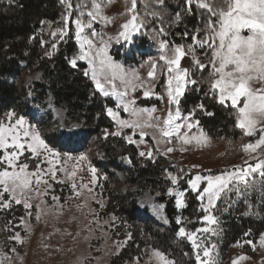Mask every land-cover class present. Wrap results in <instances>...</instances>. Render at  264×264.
Segmentation results:
<instances>
[{
  "label": "trees",
  "instance_id": "16d2710c",
  "mask_svg": "<svg viewBox=\"0 0 264 264\" xmlns=\"http://www.w3.org/2000/svg\"><path fill=\"white\" fill-rule=\"evenodd\" d=\"M68 2L73 6L71 9L68 8ZM220 2L217 0V4ZM105 4L106 0L102 5ZM92 8V0H0V119L9 111L30 115L32 100L51 95L56 106L67 109V120L83 126L89 139L94 141V146L111 163L115 164L120 157L129 159L132 164L131 178L137 184V190L111 192L107 196V210L117 217L113 237L125 240L124 247L112 257L111 264H135L141 261L146 246L163 252L173 264H196L190 242L177 235L180 227L197 229L202 225L204 216L202 202L197 198L198 192L188 188V174L182 165L174 164L167 157L157 153L152 157L140 156L137 147L127 143L124 137L111 135L114 124L106 109L114 107V102L103 98L90 75L84 74L88 69L87 64L78 60L77 66L73 67L69 62L78 54L73 20L81 18L86 21ZM137 12L144 24V33L136 40V47L141 51L160 40H166L170 46L184 45L187 48L193 45L192 37L197 33L199 39L204 38L210 18V13L194 0L190 6L187 0H163V3L137 0ZM130 15L124 13L122 21L125 22ZM64 17H68L67 21ZM65 24L67 35L63 39H60L59 34H51L57 28L65 27ZM53 44L56 45L55 49ZM194 49V56L200 58L201 63L208 64L211 51L197 45H194ZM133 51L131 49V53ZM115 57L124 59L125 63L129 59L134 63L147 59L145 52L138 59L120 53L115 54ZM192 57L193 53L185 56L181 66L190 69L191 78L197 83L188 86L179 101L180 109L185 114L196 110L194 119L199 121V126L212 140L209 150L213 158L218 155L215 151L217 141L235 144L241 150L252 137L237 126V110L230 103L220 104L209 90L211 68H198L192 62ZM36 72L42 73L41 81L27 86L26 77ZM200 104L204 105L203 110L197 107ZM56 149L61 150V147L56 146ZM230 152L228 149V158L235 155ZM169 173L181 177L177 184L185 192V206L181 210L176 206L175 196L168 191L175 187ZM144 190H150L156 201L165 204L168 226L146 217L143 214L146 211L138 212V197ZM245 211V204H240L226 214L216 212V242L223 254L235 247L250 253L248 241L255 244L264 232V205L259 208V217L245 216ZM0 219V237H3L8 220Z\"/></svg>",
  "mask_w": 264,
  "mask_h": 264
},
{
  "label": "snow or ice",
  "instance_id": "6c2138e0",
  "mask_svg": "<svg viewBox=\"0 0 264 264\" xmlns=\"http://www.w3.org/2000/svg\"><path fill=\"white\" fill-rule=\"evenodd\" d=\"M105 0H92L93 11L88 12L90 17L85 25L81 18L75 20L76 39L80 41V54L72 58L69 62L73 67L77 66L78 60H86L88 69L84 74H90L95 88L105 97L112 95L120 98V104L124 112L130 114V119H123L118 111L113 108H107V114L119 126V129L131 128L133 134L139 132L140 141L137 142L132 136L126 137L129 143L144 144L145 137L151 135L156 141L157 151L159 144L163 141L166 145H171L173 140L180 145V151H187L189 145L203 146L208 142V137L202 130L199 134H192L194 127L199 128V121L194 120L195 109L183 117L184 123L178 122L181 118L179 108V98L184 95L189 85H195L196 80L191 78L190 69L181 66V60L189 53H193L194 64L202 69L208 70L209 73V90L212 91L222 105L229 101L231 106L237 110V126L245 131L248 136H253L259 132V139L256 142L243 145L244 151L256 153L261 146H264V0H221L217 4V0H199L198 6L206 9L210 13L207 23V30L203 39H199V33L192 37L193 45H175L171 48L166 40L159 41V47L163 50L160 60L165 62V71L167 73V95L169 108L166 116H156L155 108L137 109L135 98L129 97V90L135 91L137 88H144L143 95L145 97L154 93L145 88V82L141 80L136 70H125L123 65L115 62L107 53L108 41L103 34L97 33L95 30L91 32L93 38L99 37L97 43L93 38L83 36L85 27L92 29V24L97 18L111 22L110 18L104 14L102 3ZM110 3V0H106ZM163 3V0H157ZM189 6L192 0H187ZM73 6L68 2V8ZM77 7H80L77 5ZM130 18L122 25V31L118 33L119 38L128 40L131 38L132 32H138L143 28L142 20H139L137 12V0H130V7L127 8ZM155 15V13H152ZM83 16V13H81ZM214 18V19H213ZM68 17H64L67 21ZM179 19V14H177ZM163 32V29L160 30ZM245 31L247 34L245 35ZM53 36L59 34L60 39L67 35L66 24L63 28H57L51 33ZM187 35V33H185ZM111 39V38H109ZM87 45V48H85ZM194 45H198L201 49L207 47L211 51V58L208 64L201 63L200 58L194 56ZM55 49L56 45H52ZM51 55V53H48ZM151 70L148 72L149 78H155L157 62L149 60ZM119 81V84L117 83ZM258 85V86H257ZM109 89L111 91H109ZM172 105H175V112L172 111ZM203 110L204 105L197 106ZM212 115V113H208ZM148 129L153 130L149 133ZM118 130L111 135H120ZM108 133L105 131V136ZM176 149L168 146L165 148V154L172 153ZM25 153L29 155L26 156ZM140 156H153L152 148L147 152L141 151ZM29 158L38 161L30 168ZM255 162L248 163L243 161V166H233L232 171H226L218 176H203L197 173L193 179L188 180V184L193 191L198 192V199L207 200L206 204H201V208L207 214L202 217L209 225L218 223L217 218L212 214L216 207V202L221 194L226 190H230L231 186H238L240 183L248 185L249 178L258 173L264 177V155L259 157H251ZM68 159H72L69 157ZM78 162L87 161V156L81 154L75 158ZM60 153L56 152L46 143V138L42 135L40 129L28 123L23 115L17 116L15 111H9L4 119H0V209H9L12 204H22L26 210L33 207L36 209L35 218L40 220L42 216L47 215L53 208L59 214L63 205L59 203V196H51L54 202L51 207L46 203V197H49L52 189L51 181L63 183L57 180L58 171H66L64 168L57 169L59 164ZM46 165V167H42ZM192 167H199L193 165ZM88 170L91 173V179L88 182L77 183L75 180L71 183L72 195L79 198L86 190L91 194L90 199L96 200L94 188L97 185V170L89 164ZM210 171V170H209ZM77 175V169L74 167L69 178ZM171 183L177 185L181 177L169 173ZM206 181V186L201 189V182ZM169 193L173 189L169 188ZM7 195V199L5 196ZM177 206H184V192H179ZM35 202V203H34ZM67 202V201H66ZM97 203H100L98 200ZM85 205H78L83 207ZM100 207L104 205L101 203ZM94 211V210H92ZM29 216L32 212L27 213ZM115 216L112 220H116ZM179 223V219L177 221ZM21 223L25 224L26 230H30L24 218ZM212 233L218 235V232L211 227H204L192 232L186 231L184 227L179 228L178 235L187 237L195 250V259L197 264H216L214 259V250L216 245L211 247L199 242L198 233ZM247 235V233H246ZM19 242H23L19 233L11 237ZM249 244L253 242L248 241ZM260 244L264 246V234L260 236ZM47 247V245H44ZM255 247V245H253ZM15 251V249H13ZM159 264H173L166 255L155 250L153 253ZM247 259L246 256H239L232 260V264H239L241 260Z\"/></svg>",
  "mask_w": 264,
  "mask_h": 264
},
{
  "label": "rangeland",
  "instance_id": "374dc122",
  "mask_svg": "<svg viewBox=\"0 0 264 264\" xmlns=\"http://www.w3.org/2000/svg\"><path fill=\"white\" fill-rule=\"evenodd\" d=\"M194 1L199 4V0ZM102 7L104 8V14L110 18L111 22H105L97 18L92 24V29L85 27L82 35L88 38H93L91 36L93 30L97 33L103 34L104 39L108 41V55L111 56L115 62L123 65L125 70H136L140 75L141 80L145 82V88L154 93L153 95L145 97L143 95L144 88H137L134 92L129 90V97L125 99L135 98L136 103L133 107L137 109L155 108L156 112L154 115L166 116L169 108V98L166 85L167 73L165 71V62L160 60L163 50L159 47V42L154 45L150 44L143 51H141L142 49L137 48L136 40L144 33L142 28L138 32H132L130 39L125 40L121 37L119 38V42H117L116 38L118 37V33L122 31L121 25L124 23L121 16L126 13L127 8L130 7V0H110V3L106 2ZM90 11H93V8ZM89 19L90 17L88 16L87 20L83 21V23L86 25ZM75 20H73V32L75 41L78 45V56L81 49L80 41L76 39ZM244 34L246 35L247 32L245 31ZM93 39L97 43L99 42V37ZM168 46L171 48L175 45L170 46L168 44ZM85 48H87V45H85ZM131 49H134L132 53ZM144 52L147 59L135 63L132 62V59H129L130 61L125 63L124 59H117L115 57V54L117 55V53H120L121 55L126 54L138 59L139 55ZM150 59L157 62L155 78H149L147 75L151 70L149 64ZM79 61L84 62L89 67L86 60ZM41 78L42 73L36 72L33 75L26 77L25 84L27 86L31 84L33 85L40 82ZM117 83L119 84V81H117ZM109 91L111 90L109 89ZM100 94L109 102H114V107L109 108L118 111L121 118L130 119L129 113L124 112L122 107H117L120 104V98L112 95L105 97L102 93ZM33 97L34 95L31 97V100ZM181 98L182 96L179 98V101ZM228 103H230V101ZM171 107L172 111L175 112V105H172ZM180 112L181 118L178 122L184 123L183 117L188 116V114L183 113L181 109ZM6 114L2 119L6 117ZM16 114L17 116L23 115L30 125L40 129L42 135L46 138V143H48L56 152L60 153L61 162L57 164L56 167L57 169L64 168L66 171H58L57 180H62L63 183L50 180L52 189L49 197H46L45 199L47 205L51 207L54 203L51 196H59V203L63 205V207L59 211V214H57V211L53 208L47 215L42 216L40 220L35 218V207L26 210L22 204L17 205L13 203L12 207L9 209H0V218L8 220L5 222L6 230L3 231L4 236L0 237V264H111L112 257L121 251L124 247L125 240H119L113 237L112 231L117 219L112 220V217L115 215L107 210L109 201L107 196L111 192L126 193L135 192L137 190V184L134 183L131 178V162L127 157H120L115 164L111 163L109 159L99 151L100 149L94 146V141L89 139L83 126L78 125L74 121L70 122L67 120V109L61 106H56L51 95L42 97V99L37 101L32 100L29 110L30 115H24V112ZM108 117L114 124L113 133L120 130L121 134L118 136L124 137L127 143H129L126 139L128 136H132L137 142L140 141L138 131L133 134V129L131 128L119 129V126L112 117L109 115ZM200 130L206 134L200 126L199 128L194 127L192 129V134H199ZM148 131L151 133L153 130L148 129ZM251 137L252 140L245 143V145L249 143L254 144L256 140L259 139V132ZM144 139L146 143L139 144V146L137 143H132L137 147L139 153L141 151L147 152L149 148H152L153 156L155 153L161 154L173 161L174 164L182 165L190 179H193L197 173L203 176L222 175L226 171H232L233 166L242 167L243 161L245 160H247L248 163H254L255 161L251 157L264 155V146H261L256 153H250L244 151L243 148L240 150L235 144L217 141V148L215 151L218 155L213 158V154L209 150L212 143V140H210L209 137L208 142L203 146H196L194 144L186 146L188 149L187 151H180V145L175 140H173L171 145H166L162 141L158 146L159 151H157L156 141L151 138V135L146 136ZM56 146H60L61 150L56 149ZM168 146L174 147L176 150L172 153L165 154V148ZM228 149L235 154L232 158H228ZM81 154L87 156V161L78 162L75 159ZM25 155L28 156L29 154L25 153ZM69 157L72 159H68ZM28 162L31 168L38 161L29 158ZM89 164L97 170L98 179L97 185L94 188L96 200L90 199L91 194L86 190L79 198H75L72 195L71 183L73 180L80 183L81 178L83 182L90 181L91 173L88 170ZM193 165H198L199 167H192ZM42 167H46V165H42ZM74 167L77 169V175L74 178H69L68 173H70ZM187 185L191 190L189 184ZM174 186L175 187L172 188L173 191L170 194L174 195L177 201V199L180 198L178 194L181 190L177 185ZM205 186L206 181H202L200 190ZM146 196H149L150 201L153 200L155 213L159 215L162 211L161 207H164L165 210V204L156 201L155 195L150 190H144L142 191V195L138 197V212L142 213L146 211L143 214L150 218V211L147 208L143 209L139 206V199L145 198ZM184 196L183 200L185 206ZM5 198L7 199V195ZM97 200L100 203H97ZM201 202L206 204V198ZM101 203L104 205L103 208L100 207ZM240 204H245L246 206V211L244 212L245 216H261L259 208L264 205V177H261L258 173H254L249 178L247 186L243 183H240L238 186L230 185V190L223 192L219 200H217L216 207L213 209L212 214L215 217L216 212L219 214H226ZM78 205L85 206L77 207ZM184 206H177V208L181 210ZM29 211L32 212L31 216L27 214ZM206 214L207 213L204 211V215ZM21 218H24L27 225L30 226V230H26L25 224L21 223ZM155 221L160 225H169L167 219L164 223L160 222L159 218ZM0 222H2L1 219ZM201 223L202 225L197 229L211 227L217 231V224L209 225L203 219H201ZM184 228L188 232L197 230H187L186 227ZM16 233H19L22 237V243L11 239ZM261 234H264V232ZM197 235L199 242H203L209 247L213 244L216 245L213 253L216 264H232V260L241 255L246 256L247 259L241 260L239 264H264V246L260 244L261 235L255 244H250V253H247V251L242 250L240 247H235L225 254L220 251L216 242V235H212L210 232H200ZM178 237L187 240L186 236L181 237L178 235ZM44 245H47V247ZM253 245H255V247H253ZM13 249H15V251H13ZM192 250L195 259V250L193 247ZM154 251L155 250L150 246L144 247L141 261L135 262V264H159L153 255ZM166 257L172 262L167 255Z\"/></svg>",
  "mask_w": 264,
  "mask_h": 264
},
{
  "label": "crops",
  "instance_id": "0c3cea01",
  "mask_svg": "<svg viewBox=\"0 0 264 264\" xmlns=\"http://www.w3.org/2000/svg\"><path fill=\"white\" fill-rule=\"evenodd\" d=\"M148 202V203H146ZM139 206H141L143 209L147 208L150 211V218L154 219V220H158V218L160 219V222L164 223L166 221V215H165V210L164 207L162 208V211L160 212V214L158 215L157 213H155V206L153 204V200L150 201L149 196H146L145 198H140L139 199Z\"/></svg>",
  "mask_w": 264,
  "mask_h": 264
}]
</instances>
